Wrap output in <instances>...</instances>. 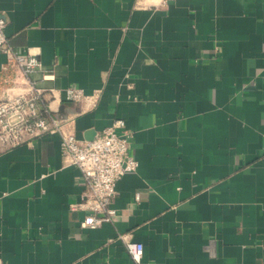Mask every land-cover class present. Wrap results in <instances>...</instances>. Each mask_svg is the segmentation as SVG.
Wrapping results in <instances>:
<instances>
[{
  "label": "crops",
  "instance_id": "0c3cea01",
  "mask_svg": "<svg viewBox=\"0 0 264 264\" xmlns=\"http://www.w3.org/2000/svg\"><path fill=\"white\" fill-rule=\"evenodd\" d=\"M0 14L10 45L39 47L29 78L64 127L87 140L120 117L139 162L115 218L82 227L59 134L0 145V264H264V0H0ZM69 85L98 100H65ZM125 241L143 243L139 263Z\"/></svg>",
  "mask_w": 264,
  "mask_h": 264
},
{
  "label": "built area",
  "instance_id": "2783aa9c",
  "mask_svg": "<svg viewBox=\"0 0 264 264\" xmlns=\"http://www.w3.org/2000/svg\"><path fill=\"white\" fill-rule=\"evenodd\" d=\"M5 23V17L0 14V49L6 54L0 69L15 75L13 79H5V86L0 89V145L13 146L43 132L58 133L63 159L76 165L79 179L85 185L78 200L70 203L72 209L87 212L80 225L95 227L102 221L113 220L116 209L110 203L116 192V181L125 173L135 171L139 164L129 151L131 133L125 128L124 119L114 118L90 140L78 139L64 127L66 120L59 109L50 107L45 95L48 89L29 78L32 71L42 66L39 47L18 49L10 45L4 32ZM47 76L50 74H42L45 79ZM63 97L92 105L98 100L99 91L87 93L82 87L69 85L63 88ZM125 246L134 262L139 263L143 243L125 241Z\"/></svg>",
  "mask_w": 264,
  "mask_h": 264
},
{
  "label": "water",
  "instance_id": "95a60500",
  "mask_svg": "<svg viewBox=\"0 0 264 264\" xmlns=\"http://www.w3.org/2000/svg\"><path fill=\"white\" fill-rule=\"evenodd\" d=\"M89 132H91V133L87 138L90 140L94 137V130H90Z\"/></svg>",
  "mask_w": 264,
  "mask_h": 264
}]
</instances>
